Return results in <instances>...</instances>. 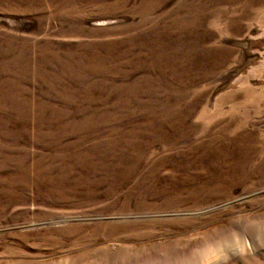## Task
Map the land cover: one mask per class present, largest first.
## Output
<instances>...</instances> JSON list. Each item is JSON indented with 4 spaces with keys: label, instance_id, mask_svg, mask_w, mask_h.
<instances>
[{
    "label": "rangeland",
    "instance_id": "obj_1",
    "mask_svg": "<svg viewBox=\"0 0 264 264\" xmlns=\"http://www.w3.org/2000/svg\"><path fill=\"white\" fill-rule=\"evenodd\" d=\"M0 264H264V0H0Z\"/></svg>",
    "mask_w": 264,
    "mask_h": 264
}]
</instances>
